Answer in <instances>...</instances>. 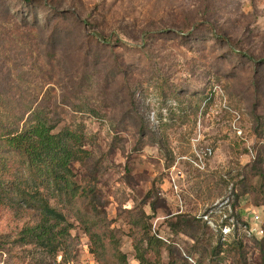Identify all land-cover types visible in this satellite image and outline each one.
<instances>
[{"label": "rangeland", "instance_id": "374dc122", "mask_svg": "<svg viewBox=\"0 0 264 264\" xmlns=\"http://www.w3.org/2000/svg\"><path fill=\"white\" fill-rule=\"evenodd\" d=\"M62 1L53 67L33 70L36 81L24 90L52 97L58 130L81 122L93 136L91 158L73 168L77 179L97 177L129 263L139 264L128 235L140 236L132 226L139 216L166 242L159 264H209L221 243L217 264H263L264 235L222 239L202 216L229 198L242 220L258 214L264 224V0ZM5 2L23 10L21 0ZM36 4L40 16L52 13ZM33 51L30 64L38 45ZM68 216L78 242L71 264H99ZM19 219L0 213V264H38L14 241Z\"/></svg>", "mask_w": 264, "mask_h": 264}, {"label": "trees", "instance_id": "16d2710c", "mask_svg": "<svg viewBox=\"0 0 264 264\" xmlns=\"http://www.w3.org/2000/svg\"><path fill=\"white\" fill-rule=\"evenodd\" d=\"M52 1L21 0L23 10H15L0 0V70H7L0 76V213L10 209L20 217L14 241L30 247L38 264H71L77 257V237L68 215L75 217L88 236L90 251L99 264H130L120 246V230L111 226L106 215L97 177L77 179L73 168L91 158L93 136L85 132L81 122L58 130L61 119L55 118L52 102L46 103L52 97L24 90V85L30 87L36 81L33 70L44 71L43 65L53 67L57 56L59 32L52 24L54 19L64 18L66 11L62 0L57 6ZM36 2L49 4L52 13L40 16L34 9ZM76 17L83 26L92 25L88 19L83 22ZM95 31L104 44L111 43L102 31ZM36 45L39 52L30 64ZM14 70L21 74H14ZM75 110L84 111L81 106ZM237 203H233L236 209ZM135 218L132 226L138 228L140 236L133 231L128 235L133 237L136 259L139 264H157V260L159 264L165 240L153 234L141 217ZM181 222L188 226L190 219ZM181 229L180 224L173 225L174 232ZM223 246L218 245L209 264H217ZM150 253L154 262L148 257ZM198 263L205 264L203 260Z\"/></svg>", "mask_w": 264, "mask_h": 264}, {"label": "built area", "instance_id": "2783aa9c", "mask_svg": "<svg viewBox=\"0 0 264 264\" xmlns=\"http://www.w3.org/2000/svg\"><path fill=\"white\" fill-rule=\"evenodd\" d=\"M203 215L205 222L214 227L222 239L235 238L242 232L250 237L264 235V225L263 221L260 220V216L255 214L251 222L242 220L238 210L230 202L229 198L224 203L214 204ZM215 216L218 218H215ZM189 260L191 264H201L192 257H189Z\"/></svg>", "mask_w": 264, "mask_h": 264}]
</instances>
